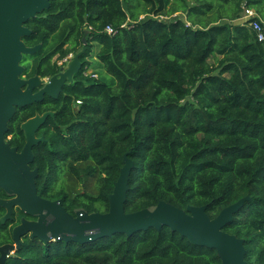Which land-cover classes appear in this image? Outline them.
Listing matches in <instances>:
<instances>
[{
    "label": "trees",
    "instance_id": "16d2710c",
    "mask_svg": "<svg viewBox=\"0 0 264 264\" xmlns=\"http://www.w3.org/2000/svg\"><path fill=\"white\" fill-rule=\"evenodd\" d=\"M48 2L33 18V47L40 45L33 77L50 79L64 60L84 52L80 71L57 99L21 108L9 122L8 143L20 150L19 124L52 114L36 131L43 141L32 148L37 195L60 200L71 215L106 213L126 157L132 162L126 213L166 202L181 210L206 206L213 219L247 196L223 231L243 240L247 264H264V0ZM242 4L257 14L261 41L247 23L233 24ZM96 45L111 81L85 75ZM66 176L79 184L94 180V194L72 193ZM7 240L8 233L0 244ZM4 264L220 260L215 250L163 227L86 244L27 236Z\"/></svg>",
    "mask_w": 264,
    "mask_h": 264
},
{
    "label": "water",
    "instance_id": "95a60500",
    "mask_svg": "<svg viewBox=\"0 0 264 264\" xmlns=\"http://www.w3.org/2000/svg\"><path fill=\"white\" fill-rule=\"evenodd\" d=\"M48 8V0H12L10 8L0 6V188L13 197L10 201H0V207L7 210L5 219L10 217L13 207H18L22 213L34 219L33 222L21 220V224L14 228L13 238L17 248L20 246L19 237L27 233L42 242L86 244L119 233L129 237L148 229L160 231L167 227L193 246L215 250L220 264H247L243 240L223 231V227L232 221L233 216L249 200L247 196L223 208L213 219L206 214V206L181 210L166 202L126 213L124 204L132 166L126 157L123 158V166L108 197L109 209L106 213L89 214L83 209H77L71 215L62 207L60 200L50 201L37 195L35 180L38 173L36 169L31 171L29 164L34 159L33 146L43 141L35 137L36 131L52 114L35 116L21 125L25 144L20 152L4 142L7 123L12 119L15 107L23 108L41 102L44 97L57 99L65 83L80 71L82 64L79 57L84 52L83 48L65 70L61 68L57 76L51 77L35 93L31 89L41 85L38 76L28 81L19 80L22 55H31L40 49V45L26 48L20 42V37L29 34L21 28V24ZM123 10H127L125 5ZM82 43L85 46V38ZM26 85L27 88L22 91L21 88ZM13 250V246L0 248V264L5 262Z\"/></svg>",
    "mask_w": 264,
    "mask_h": 264
},
{
    "label": "flooded vegetation",
    "instance_id": "af4514ba",
    "mask_svg": "<svg viewBox=\"0 0 264 264\" xmlns=\"http://www.w3.org/2000/svg\"><path fill=\"white\" fill-rule=\"evenodd\" d=\"M11 4H12V0H0V6L2 8H4V9L10 8ZM21 28L24 29V30H26V31H28L29 34L27 36L20 37V42L26 48H33V17L28 18L24 23H22L21 24ZM32 56H33V54H31V55H22V57H21V60H20V63H19V66L22 68V73L19 76V80H21V81H28L30 79H33V57ZM63 63H64L63 64L64 66H61V68H64V70H65L66 67H67V65L69 64V61H65ZM60 72L61 71H59V73ZM59 73H57L54 76H57ZM40 81H41V78H40ZM66 83H70V82L67 81ZM42 87H43V83L41 82V85L39 87H37V88L36 87L34 89L32 88L31 89L32 90L31 92L32 93H35L39 89H41ZM26 88H27V85L24 86V87H22L21 90L24 91ZM20 109L21 108H19V107H15V112H14L13 117L15 116V114ZM29 119H31V118H29ZM29 119H27V120H29ZM9 122L7 123V132H8V129H9ZM23 123H20L19 124V128L20 129H21V125ZM7 132L4 134V142H5V144H8L9 145L8 141H10L11 139H14V135L7 134ZM23 136H24V133H23ZM18 139L19 140L21 139L20 136H19ZM24 141H25V136H24ZM24 144H25V142H24ZM9 147L11 149H16L17 152H20L21 149L23 148L22 147L20 150H18L17 147L10 146V145H9ZM32 164H33V161H32V163L29 164V168H30L31 171L34 170ZM12 199H13L12 196L7 195L5 193V191L0 188V201H4L5 202V201H10ZM20 213H22V212L20 211V209L18 207H13L12 210H11V213H10V217L8 219H5L6 218V214H7V210H6L5 207H0V239L5 238V236L7 235V233L9 234V240H7V242H5L3 244H0V248L1 247H4V246H13L14 247V250L13 251H10V255L7 257V259L10 258L15 253V251H17L20 248L22 241L27 236H29L30 238H32L31 237V233H27V234L19 237L18 240H19L20 246H19V248H17V243L15 242V240L13 238V230H14V228H16L17 226H19L21 224V220H26L28 222H33V217H29V216L25 215L24 213H22L24 216H20L19 217ZM25 216H27L28 218H26ZM6 260H5V262H6Z\"/></svg>",
    "mask_w": 264,
    "mask_h": 264
},
{
    "label": "rangeland",
    "instance_id": "374dc122",
    "mask_svg": "<svg viewBox=\"0 0 264 264\" xmlns=\"http://www.w3.org/2000/svg\"><path fill=\"white\" fill-rule=\"evenodd\" d=\"M174 17H181V14H177ZM98 52V46H94L93 51H92V57L89 58V61L91 63V66L88 67V74H94L96 77H99L101 80L104 81H111L112 77L108 76L102 67V65L99 63L98 59L96 58V53ZM49 79H41V82L43 85L47 83ZM65 184L68 190H70L72 193H77L78 191H88L90 193L94 194L93 190V184L94 180L92 179H87L84 184H79L77 183L74 179L66 176L65 178Z\"/></svg>",
    "mask_w": 264,
    "mask_h": 264
},
{
    "label": "built area",
    "instance_id": "2783aa9c",
    "mask_svg": "<svg viewBox=\"0 0 264 264\" xmlns=\"http://www.w3.org/2000/svg\"><path fill=\"white\" fill-rule=\"evenodd\" d=\"M244 23H247V25L255 31L257 35V39L259 41L263 39L262 27L260 25V21H259L257 14L255 13L253 9L242 4L240 17L235 19L233 21V24L243 25ZM106 32L108 34H111L113 30L111 27H106ZM85 75H89L88 70L85 71ZM91 76L96 78V75L94 74H91Z\"/></svg>",
    "mask_w": 264,
    "mask_h": 264
}]
</instances>
